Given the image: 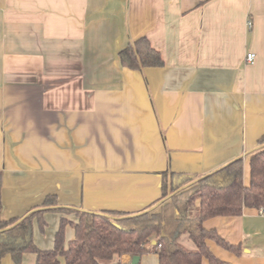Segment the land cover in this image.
<instances>
[{"label": "crops", "instance_id": "0c3cea01", "mask_svg": "<svg viewBox=\"0 0 264 264\" xmlns=\"http://www.w3.org/2000/svg\"><path fill=\"white\" fill-rule=\"evenodd\" d=\"M141 37L162 67L121 66L119 52ZM263 135L264 0H0L3 219L47 196L62 208L140 212L161 200L165 179L191 178L186 188L238 158L248 185ZM43 218L37 248L52 249L62 218L65 246L73 240V213ZM203 227L240 249L207 241L221 261L264 264V212ZM27 255L22 264H34Z\"/></svg>", "mask_w": 264, "mask_h": 264}, {"label": "trees", "instance_id": "16d2710c", "mask_svg": "<svg viewBox=\"0 0 264 264\" xmlns=\"http://www.w3.org/2000/svg\"><path fill=\"white\" fill-rule=\"evenodd\" d=\"M121 66L133 71L159 68L163 60L149 41L138 38L118 54ZM249 159V183H243V160L238 158L215 172L192 181L185 178L162 186L159 202L140 212H87L62 208L55 196H47L20 218L3 219L2 172L0 171V264L9 256L13 264H22L25 254L35 257L34 264H120L124 255L142 257L155 253L158 264H228L213 255L207 241L236 254L240 249L224 241L215 230H207L203 222L215 217H237L244 209H264V135ZM166 175V173H165ZM166 177V176H165ZM157 203H160L156 206ZM156 206V207H155ZM155 207V208H153ZM45 212L73 213L71 223L74 238L65 246L62 218L52 249L41 250L33 243V221L44 232ZM186 237L194 245L187 249L181 244Z\"/></svg>", "mask_w": 264, "mask_h": 264}, {"label": "built area", "instance_id": "2783aa9c", "mask_svg": "<svg viewBox=\"0 0 264 264\" xmlns=\"http://www.w3.org/2000/svg\"><path fill=\"white\" fill-rule=\"evenodd\" d=\"M247 26L249 28L251 27V22L250 21L247 22ZM254 59H255V55L253 53H249L245 57V61L248 64H252L254 62ZM260 212L263 213L264 212V209H260Z\"/></svg>", "mask_w": 264, "mask_h": 264}, {"label": "rangeland", "instance_id": "374dc122", "mask_svg": "<svg viewBox=\"0 0 264 264\" xmlns=\"http://www.w3.org/2000/svg\"><path fill=\"white\" fill-rule=\"evenodd\" d=\"M186 243H188V242L186 241ZM27 256H30V255L28 254ZM31 256H33V255H31ZM22 262H23V258H22ZM1 264H13V262H12V260H11V258L9 256H6L1 261Z\"/></svg>", "mask_w": 264, "mask_h": 264}, {"label": "water", "instance_id": "95a60500", "mask_svg": "<svg viewBox=\"0 0 264 264\" xmlns=\"http://www.w3.org/2000/svg\"><path fill=\"white\" fill-rule=\"evenodd\" d=\"M139 260H140L139 257L134 256V257H132V259H131V264H138Z\"/></svg>", "mask_w": 264, "mask_h": 264}]
</instances>
